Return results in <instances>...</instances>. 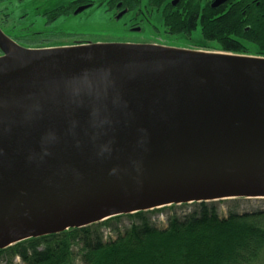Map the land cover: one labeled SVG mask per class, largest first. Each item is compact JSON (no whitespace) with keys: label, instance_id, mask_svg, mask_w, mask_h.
Here are the masks:
<instances>
[{"label":"water","instance_id":"1","mask_svg":"<svg viewBox=\"0 0 264 264\" xmlns=\"http://www.w3.org/2000/svg\"><path fill=\"white\" fill-rule=\"evenodd\" d=\"M0 251L169 206L264 200V57L24 48L0 30Z\"/></svg>","mask_w":264,"mask_h":264},{"label":"trees","instance_id":"2","mask_svg":"<svg viewBox=\"0 0 264 264\" xmlns=\"http://www.w3.org/2000/svg\"><path fill=\"white\" fill-rule=\"evenodd\" d=\"M205 24L200 33L215 50L264 56V5L243 15L231 11ZM164 32L178 36L191 30L178 27ZM250 47L255 51L251 52ZM241 201H229L233 206L227 210L226 218L218 216L216 202L113 217L85 228L17 243L0 251V262L11 264L19 259L22 264H264V210L238 215ZM187 206L188 212L177 214L178 208ZM165 210L169 211L165 226L151 224V219ZM103 230L115 238L104 240ZM75 246L79 247L77 251L73 250Z\"/></svg>","mask_w":264,"mask_h":264},{"label":"flooded vegetation","instance_id":"3","mask_svg":"<svg viewBox=\"0 0 264 264\" xmlns=\"http://www.w3.org/2000/svg\"><path fill=\"white\" fill-rule=\"evenodd\" d=\"M259 5L263 6L264 0H158L156 3L154 0H0V30L17 45L31 49L94 43L159 45V42H121L120 39L92 40L78 33L79 29H64L60 25L97 10L109 15L112 23L121 24L129 33L162 30L172 38L176 36L164 30L178 27L201 30L207 21L212 23L231 11L243 15ZM54 23L57 24L52 26Z\"/></svg>","mask_w":264,"mask_h":264},{"label":"rangeland","instance_id":"4","mask_svg":"<svg viewBox=\"0 0 264 264\" xmlns=\"http://www.w3.org/2000/svg\"><path fill=\"white\" fill-rule=\"evenodd\" d=\"M59 22V21H58ZM57 22V23H58ZM113 22V21H112ZM110 20L109 15L104 12H100L97 10H93L90 13H86L82 17L73 18L66 23H61L64 29H79L77 30L78 33H83L87 37L91 38L92 40H107V41H117L120 39L121 42L123 41H132V42H140V43H153L159 42V45H166L168 47H175V48H185V49H192V50H204V51H218L212 47H215L213 44H205L204 38L202 37L200 30H193L190 34H181L176 37H167L162 30L159 31H149L144 30L141 33L132 34L126 30H123L121 24H117L115 22L112 23ZM54 23L52 26H54ZM113 26V27H112ZM112 27V28H111ZM86 31V32H84ZM88 32V33H87ZM159 32V33H158ZM204 44L206 46H204ZM251 52L255 50L250 47ZM258 57H264L254 52V55ZM218 208V216L220 218L227 217V210L233 206V204L229 201H219L217 202ZM189 207H181L176 210L178 215H182L183 212H188ZM264 210V200H242L238 204V208L236 212L238 215H244L253 213L256 211ZM169 214L168 210H165L163 213L155 215L151 219V224L162 228L165 226L166 223V216ZM252 221L251 219H244ZM103 239H114L115 235L107 230L102 231ZM79 247L75 246L73 248L74 251H77ZM16 260V259H15ZM13 260V262L15 261ZM11 264H22V262L17 259L16 263ZM0 264H7L5 261L0 262Z\"/></svg>","mask_w":264,"mask_h":264}]
</instances>
